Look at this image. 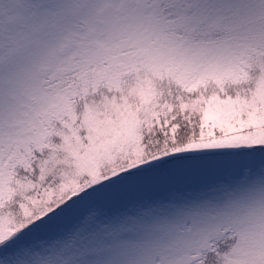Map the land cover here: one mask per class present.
Returning a JSON list of instances; mask_svg holds the SVG:
<instances>
[{"label":"snow or ice","instance_id":"snow-or-ice-1","mask_svg":"<svg viewBox=\"0 0 264 264\" xmlns=\"http://www.w3.org/2000/svg\"><path fill=\"white\" fill-rule=\"evenodd\" d=\"M0 264H264V0H0Z\"/></svg>","mask_w":264,"mask_h":264}]
</instances>
